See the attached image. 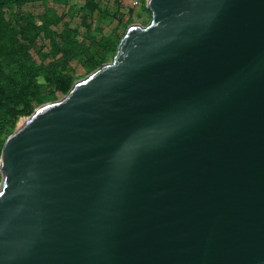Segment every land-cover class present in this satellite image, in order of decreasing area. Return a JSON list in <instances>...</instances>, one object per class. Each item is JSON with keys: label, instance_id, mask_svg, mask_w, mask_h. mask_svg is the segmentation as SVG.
<instances>
[{"label": "water", "instance_id": "1", "mask_svg": "<svg viewBox=\"0 0 264 264\" xmlns=\"http://www.w3.org/2000/svg\"><path fill=\"white\" fill-rule=\"evenodd\" d=\"M145 5L6 137L0 264H264V0Z\"/></svg>", "mask_w": 264, "mask_h": 264}, {"label": "trees", "instance_id": "2", "mask_svg": "<svg viewBox=\"0 0 264 264\" xmlns=\"http://www.w3.org/2000/svg\"><path fill=\"white\" fill-rule=\"evenodd\" d=\"M28 1L30 0H0V136L3 138V143L15 128V119L11 113V108L8 106L10 99L1 82L3 77L8 75L16 80L20 78L18 85L24 87L20 91V95L26 98L24 110L29 115L35 106L27 99V90H36L37 105L56 100L55 90H50L47 94H41L39 90L49 84L55 85L57 90L67 92L74 81L72 73L67 71L68 62L84 54L90 47L84 40L77 37L76 28H71L68 24H65L62 31L52 28V25L57 24L58 17L56 14L52 18L47 15L43 16V21L40 24H37L34 21V16L28 12L20 17L15 13L16 19L11 21L5 9L14 6L16 10L21 11L22 6ZM93 1L96 0H92V4ZM110 1L113 5H122L119 0ZM141 5L145 8V0ZM43 36L50 39V46L53 48L50 52L52 59L47 63L36 64L29 49L36 47L37 40ZM57 38L61 42L56 41ZM101 44L103 45V52L106 53L109 50L115 51L118 42L115 44L104 38ZM39 52H41L42 59L46 58L47 53L41 50ZM59 53L61 55L57 56ZM93 60V69L103 64L102 60ZM4 68H8L9 71L6 72ZM39 77H42L46 83H39Z\"/></svg>", "mask_w": 264, "mask_h": 264}, {"label": "rangeland", "instance_id": "3", "mask_svg": "<svg viewBox=\"0 0 264 264\" xmlns=\"http://www.w3.org/2000/svg\"><path fill=\"white\" fill-rule=\"evenodd\" d=\"M94 3L92 4V0H30L22 6L21 11L16 10L14 6L6 8L5 11L11 21L16 19L15 13L18 14V17L25 12L31 13L37 24L42 23L43 16L47 15L52 18L56 14L58 17L57 24L52 25V28L62 31L65 24H68L71 28L77 29V37L80 40H84L90 47L84 54L68 62L67 71L72 73L74 83L96 69H93V59L102 60L103 63L112 60L115 51L109 50L106 53L103 52L101 42L104 38L116 44L129 25H144L150 19V12L146 8V5L145 8L142 5L136 8L123 4L116 6L110 0L106 2L95 1ZM56 41L61 42L58 38ZM36 44V47L29 49L33 61L36 64L50 61L52 59L50 52L53 50L50 46V39L43 36L37 40ZM40 50L47 53L46 58H41ZM60 55L59 53L57 56ZM4 70L6 72L9 71L8 68H4ZM18 79L20 78L16 80L6 75L1 81L10 99L8 106L11 108V113L15 119V128L28 116L24 110L26 98L20 95V91L24 87L23 85H18ZM38 82L46 83L42 77H39ZM50 90H55L57 99L66 93L65 91L55 89V85L49 84L39 91L41 94H47ZM27 95V99L31 101L35 108L39 106L36 102V90H27ZM2 144L3 138L0 136V155Z\"/></svg>", "mask_w": 264, "mask_h": 264}, {"label": "built area", "instance_id": "4", "mask_svg": "<svg viewBox=\"0 0 264 264\" xmlns=\"http://www.w3.org/2000/svg\"><path fill=\"white\" fill-rule=\"evenodd\" d=\"M99 2H106L107 0H96ZM123 5H128L131 8L139 7L144 0H119ZM146 2V0H145Z\"/></svg>", "mask_w": 264, "mask_h": 264}]
</instances>
